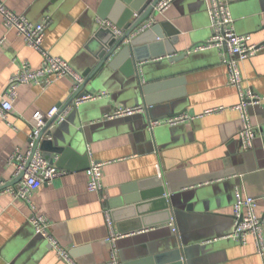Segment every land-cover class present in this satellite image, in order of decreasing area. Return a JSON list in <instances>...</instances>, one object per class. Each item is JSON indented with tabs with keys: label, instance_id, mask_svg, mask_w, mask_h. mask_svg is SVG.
I'll list each match as a JSON object with an SVG mask.
<instances>
[{
	"label": "crops",
	"instance_id": "0c3cea01",
	"mask_svg": "<svg viewBox=\"0 0 264 264\" xmlns=\"http://www.w3.org/2000/svg\"><path fill=\"white\" fill-rule=\"evenodd\" d=\"M3 1L33 22L51 16L43 48L66 59L81 73L91 66L92 53L98 47L95 34L101 26L97 18H110L117 2ZM229 4L236 30L251 34L254 42L261 41L264 0H234ZM152 19L169 22L178 31L174 55L186 52L183 59L172 64L167 62L170 54L142 62L158 66L141 75L143 84L151 86L153 99L161 102L155 119L180 114L194 117L174 126L162 123L149 128L155 143L154 137L152 140L137 129L140 120L93 127L72 110L58 124L64 125L63 134L77 131L79 138L63 154L54 156L55 165L66 173L33 193L35 211L51 221L54 235L69 249L74 264L110 260L112 246L107 240L104 209L123 210L133 217L115 220L118 232L124 234L117 241L123 264H160L149 259L151 251L175 235H182L191 248L185 264H264V254L258 253L253 239L241 244L229 237L237 189L257 198V213L264 223V99L251 109L257 137L254 148L246 150L239 138L242 121L237 110L205 114L210 108L239 102L238 90L228 83V70L219 51L193 50L211 36L207 0H174L169 9L156 11ZM42 60L41 52L28 46L15 29L5 27L0 15V99L21 62L39 68ZM241 70L246 84L264 98V50L241 62ZM134 83L120 69L106 70L89 87L94 94L107 92L97 99L105 102L103 109L90 120L95 122L105 110L135 106L130 94ZM71 96L72 80L68 77L47 87L31 83L18 88L8 119L0 116L1 181L14 179L11 157L18 149L27 150L34 112L63 106ZM58 124L51 129L54 131ZM93 160L104 162L101 192L87 188V169ZM163 188L167 196L178 195L184 206H191L180 216L173 215L177 232L158 202ZM32 214V207L24 200L9 192L0 193V264H73L35 232Z\"/></svg>",
	"mask_w": 264,
	"mask_h": 264
},
{
	"label": "built area",
	"instance_id": "2783aa9c",
	"mask_svg": "<svg viewBox=\"0 0 264 264\" xmlns=\"http://www.w3.org/2000/svg\"><path fill=\"white\" fill-rule=\"evenodd\" d=\"M174 0H159L155 9L158 13H164L173 4ZM207 9L210 16L211 36L210 38L196 45L194 51L207 49H217L220 53L221 62L228 70V83L238 90L239 102L232 106H216L206 110L205 114L219 113L226 109L237 110L242 121V128L239 138L243 148L248 150L254 148V140L257 137V128L251 119V109L263 102V97L257 93L250 85L246 84L241 62L252 58L260 51L264 50V35L261 41L254 42L251 34L239 33L235 27V19L232 15L228 0H207ZM0 15L3 18L5 27L15 29L22 35L28 46L41 52L43 56L42 64L39 68H32L28 62H21L17 72L10 78L5 92L0 99V116L8 119L14 102L18 96V88L23 84H37L47 87L57 79L68 77L72 80V93L76 92L85 82L86 76L76 70L66 59L51 54L43 48V41L46 32L51 25V16H46L40 22H33L24 14H18L10 9L7 4L0 0ZM97 22L101 27L110 28L116 35H122L123 29L110 18L98 17ZM154 23L150 19L144 23L134 35L150 28ZM264 30V25H263ZM107 95L101 94L77 95L75 99L62 110L60 106H54L49 110H37L34 112L31 122V132L29 134V145L26 151L16 150L11 163L15 167L14 178L23 174L21 180L12 186L0 190L9 192L15 198L27 202L33 210L30 222L38 235L43 236L50 243L51 247L64 260L75 263L73 256L52 231L51 221L44 215L35 211L32 201L33 193L42 185L48 184L66 171L58 168L55 163L47 159L43 151L36 146L37 139L42 130L50 120L56 123L63 122L69 113L84 102L96 100ZM145 112L144 105L131 107H121L104 115L108 120L121 118L137 113ZM188 114H180L173 117L152 119L150 128L162 123L178 125L193 118ZM103 165L104 162L93 160L87 169V188L91 192H101L103 185ZM6 184L0 180V188ZM258 200L254 196L246 194L242 189L236 191V201L233 205V231L229 235L232 239L247 244L249 239H253L259 254H264V223L257 213ZM106 223L109 230L108 242L111 244L110 260L103 264H123L119 257L117 241L124 236L118 232L113 219L112 210L104 209ZM172 230L177 232L174 218L171 220Z\"/></svg>",
	"mask_w": 264,
	"mask_h": 264
},
{
	"label": "water",
	"instance_id": "95a60500",
	"mask_svg": "<svg viewBox=\"0 0 264 264\" xmlns=\"http://www.w3.org/2000/svg\"><path fill=\"white\" fill-rule=\"evenodd\" d=\"M234 0H228L232 2ZM159 0H117L115 10L110 14V18L117 23L123 29L122 35H116L110 28L101 27L95 34V40L98 44L96 50L92 53L90 61V67L87 68L82 74L86 76L85 82L80 88L72 93L70 99L60 106L64 110L77 95L84 96L87 94H93L91 89L95 81L108 69H120L128 78H133L135 83L130 90V94L134 96L135 106L141 105L143 102L145 106V112L129 115L121 118L108 120L102 116L95 122L90 120L94 113L102 110L105 102L101 100L88 101L89 103H82L73 109L72 114H79L83 120L86 121V125L96 127L100 124L119 122L123 120L136 121L140 120L141 127L137 129L143 130L156 143L155 135L150 130V121L155 119V110L159 109L161 102H157L150 94L151 86L143 84L141 75L145 72H151L155 66V63L148 64L143 63L146 60H157L158 57H163L170 54L168 63L179 62L186 56V52L178 56L174 55L176 52L173 44L177 42L175 31L169 22L154 21L150 28L139 32L134 35L144 23L152 19L156 15L155 6ZM135 18L134 20H132ZM112 110L102 112L105 115ZM91 121V122H90ZM133 122V124H134ZM53 124H58L54 120H50L42 130L40 136L37 139L36 146L39 147L45 157L52 163L55 162L54 156L57 154H63L68 146L72 145L75 139H78V133L75 131H68L69 135L63 134L65 130L64 125H56V129L53 131L51 128ZM86 130H78L82 132ZM154 135V136H153ZM23 174L14 178L10 182H6L4 186L0 188H6L17 184ZM158 202L161 203L162 209L169 214V219L172 220L173 215L180 216L183 213V209H190V205L187 207L183 205V202L179 199L178 195L167 196L165 188L160 191ZM145 199V198H144ZM154 203V202H153ZM138 206H141L139 204ZM125 211H112L113 219L116 221L125 220L130 217L126 216ZM140 214V213H139ZM191 248L185 241L182 235H175L171 239L165 240V245H162L160 249L151 251L150 260L154 263V259L160 264H185V259L189 255ZM152 255V256H151ZM154 255V256H153ZM188 264V263H187Z\"/></svg>",
	"mask_w": 264,
	"mask_h": 264
}]
</instances>
